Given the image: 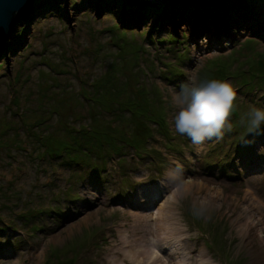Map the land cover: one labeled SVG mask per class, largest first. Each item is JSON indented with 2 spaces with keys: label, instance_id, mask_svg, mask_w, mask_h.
Wrapping results in <instances>:
<instances>
[{
  "label": "rangeland",
  "instance_id": "1",
  "mask_svg": "<svg viewBox=\"0 0 264 264\" xmlns=\"http://www.w3.org/2000/svg\"><path fill=\"white\" fill-rule=\"evenodd\" d=\"M229 1L234 11L212 8L203 23L196 9L163 15L152 6L144 17L126 0H35L37 21L19 28L0 59V264H136L125 250L147 243L152 230L189 241L194 261L202 248L213 264L264 260L258 241L243 232L247 215L259 212L264 237V208L244 195L250 187L264 202V125H247L253 107L264 109V0ZM216 17L228 20L218 23V44L208 36ZM220 76L236 91L231 130L193 145L175 132L174 98L189 77ZM140 85L150 94L142 105L163 111L168 138L151 125L146 148L127 146L124 160L107 157L96 172L42 153L43 143H72L73 130H133L130 117L100 112L126 104ZM171 169L182 182L192 178L194 189L172 204L169 221L151 220L174 191Z\"/></svg>",
  "mask_w": 264,
  "mask_h": 264
},
{
  "label": "trees",
  "instance_id": "2",
  "mask_svg": "<svg viewBox=\"0 0 264 264\" xmlns=\"http://www.w3.org/2000/svg\"><path fill=\"white\" fill-rule=\"evenodd\" d=\"M222 76L217 77V80H222ZM141 92H137L126 99V104L119 107H113L115 110H111L108 113L100 112L101 116L105 114H112L116 121L124 120L125 117H130L129 126L134 124L133 130L130 132L124 130L111 128L105 126H98L94 129L84 128L81 130H73L70 132L69 137L72 143L60 140L59 143L48 144L43 143L42 152L44 155L51 156L53 158L62 159V164L70 167L83 165L86 169H95L96 171L105 169L107 166V157L116 155L120 158V161L125 159L123 149L127 146L134 148L136 151H141L147 147V141L151 137L153 131L151 125L158 127L159 133L165 134L168 138L167 120L162 110L150 109L147 105V101H150L149 95L146 94L147 89L140 85ZM137 96V98L135 97ZM124 102V101H122ZM122 104V103H121ZM150 106V104H149ZM155 110V111H154ZM105 117V116H104ZM45 121L38 123V126ZM128 126V127H129ZM34 127H37L35 125ZM111 128V129H110ZM115 133H121V137ZM34 135H39L35 134ZM139 139V141H137ZM45 139L42 138V141ZM1 142V139H0ZM0 145H5L4 143ZM1 148V147H0ZM100 158V159H99ZM97 160V162H96ZM96 163H98L96 165ZM101 163V164H100ZM99 174V173H98ZM96 175V174H95ZM98 176V175H97ZM27 221H31L33 215L24 217ZM33 229L40 230L38 226L34 225ZM64 260L50 261L48 264H66ZM71 263H74L73 261Z\"/></svg>",
  "mask_w": 264,
  "mask_h": 264
},
{
  "label": "bare ground",
  "instance_id": "3",
  "mask_svg": "<svg viewBox=\"0 0 264 264\" xmlns=\"http://www.w3.org/2000/svg\"><path fill=\"white\" fill-rule=\"evenodd\" d=\"M217 4H219V6H221V7H225V9H228V8L231 9V6H233V5L230 6L229 0H220V1H218ZM204 5L205 4H203V3H199V6H201V8ZM207 7H209V6H207ZM207 7L203 8L202 13L204 12V14H206L208 17L209 14H211V12L209 11L210 9L209 10L206 9ZM216 18L217 19L214 20L215 28L213 29L215 33L209 32L208 36H210L209 38L216 40L215 42L218 44L219 42L223 41V37H221L222 35H220V33H219V31L223 32L222 31L223 29L219 27L218 23L228 21V20H224V19L218 18V17H216ZM230 23H231V21H230ZM177 24L179 25V22H177ZM222 25L224 26L223 23H222ZM227 26H228V28H230L229 24H227ZM175 27H177V26L175 25ZM216 27H218V28H216ZM182 28L185 29L184 26ZM227 32H228V30H227ZM227 32H225V34ZM212 33H214V34L212 35ZM211 35H212V37H211ZM201 50L203 52L204 51L206 52V47H201ZM176 174H177V171H174L173 169H171L169 171L168 175L171 177V179H174L173 180L174 182L171 183L172 184L171 186H172V188H174V191L172 194L171 193L168 194L166 201L159 207L158 210H156V209L153 210L154 212L151 213L152 216L150 217L151 220L164 221L165 219H167L169 221V218H166V213H170L169 209L172 211V209H171L173 206L172 204L174 202H177V198L181 197L182 195H187L191 191H193L195 183L193 182L192 178H190L189 180H187L185 182L184 181L182 182V180L180 179L179 176L178 177L175 176ZM169 182H167V184H169ZM162 185H160V188H155V189L151 190L153 198L151 199V197H150L149 206H147L149 201H147V198H146L147 202H146L145 207L149 208L156 203V201L159 199V196H160L157 189L164 190L166 188L165 183L163 186ZM196 187L199 190L201 188H202L201 190H203V186L200 185V183H199V185H196ZM221 193H222V191L218 189V191H215L214 193L209 194L210 206H216L217 205L216 201L220 197ZM244 195L247 199L250 200V203L257 210L264 208V202L260 199V197L257 196L255 190H253L252 188H250V187L246 188L244 190ZM210 199H211V201H210ZM258 213L259 212H255V216L253 215V213H252V215H250V214L247 215V221H246L245 225L243 226V232L247 231V235L249 233H252V237H254L258 241V244H260V248L262 250H264L263 228H261L259 226L260 223L262 222L263 216L259 217L257 215ZM151 232L153 234L152 238L147 243H145L144 245L135 244V245H132L133 246L132 248H129L131 245L129 246L128 242L126 241L127 245L129 247H128V249L125 250V252L131 258V260L134 261V263H136V264H213V262H212L213 260L208 256V253L205 249L202 248L196 252L197 253V254H195L196 259L194 261V259L191 257V255H192L191 253L192 252L194 253V246H192V244L189 241L186 240V242H185V240H183V239L181 242H179V240L176 241V239H175V241L174 240L170 241V237H167V236L163 235L162 233L157 232L154 234V232H155L154 230H152ZM185 239H187V238H185ZM187 251H189V252L187 253ZM121 264H124V263H121ZM256 264H264V260L259 261Z\"/></svg>",
  "mask_w": 264,
  "mask_h": 264
},
{
  "label": "clouds",
  "instance_id": "4",
  "mask_svg": "<svg viewBox=\"0 0 264 264\" xmlns=\"http://www.w3.org/2000/svg\"><path fill=\"white\" fill-rule=\"evenodd\" d=\"M176 111L172 117L175 132L188 137L193 145L219 139L228 123L236 91L231 83L217 79L197 82L189 77L175 96ZM249 131L264 125V109L253 107L247 121Z\"/></svg>",
  "mask_w": 264,
  "mask_h": 264
},
{
  "label": "water",
  "instance_id": "5",
  "mask_svg": "<svg viewBox=\"0 0 264 264\" xmlns=\"http://www.w3.org/2000/svg\"><path fill=\"white\" fill-rule=\"evenodd\" d=\"M218 1L220 0H126L132 9L143 15L152 6L161 7L163 15L169 14L173 10L177 11V15H182L181 10H184L187 14L190 10L196 9L198 12L197 18H201L200 20L201 22L203 20V23L207 18V15L204 12L202 13L203 8L207 6H209L206 8L207 10L217 8L219 7ZM199 3L205 5L201 8ZM220 8L225 10V7L220 6ZM235 9L236 6L233 4L230 10L234 11ZM41 11L42 6L36 5L35 0H0V59L8 52L10 40L14 39L19 28L25 25H34ZM120 28L134 30V28H128L125 24H120Z\"/></svg>",
  "mask_w": 264,
  "mask_h": 264
}]
</instances>
